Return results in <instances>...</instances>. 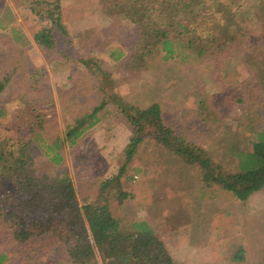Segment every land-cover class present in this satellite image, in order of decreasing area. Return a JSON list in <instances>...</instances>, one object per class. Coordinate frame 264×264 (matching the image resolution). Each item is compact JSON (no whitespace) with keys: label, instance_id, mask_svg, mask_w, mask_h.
<instances>
[{"label":"trees","instance_id":"1","mask_svg":"<svg viewBox=\"0 0 264 264\" xmlns=\"http://www.w3.org/2000/svg\"><path fill=\"white\" fill-rule=\"evenodd\" d=\"M28 1L45 23L36 32L35 41L49 50L55 49L58 33L69 36L63 22L62 0ZM100 2L103 10L116 14L117 18L128 15L137 19L136 44L144 47H138L133 53L116 47L106 49L103 55L107 53L113 62L134 70L155 57L165 61L189 57L199 64H209L211 69L213 62L222 65L221 68L232 64L234 76L239 78L238 84L232 87L249 123L239 124L236 131L222 130L227 127L224 115L198 81L191 106L195 117L201 122L218 123L222 130L218 141L206 147L168 124L159 101L140 107L109 93L106 82L113 85L112 68L104 64L103 56L90 54L81 58V62L96 75L104 96L98 105L75 115L67 123L63 137L58 136L52 142L43 137L47 113L39 110L37 102L29 100L14 105L11 101L0 106V229L20 251L24 248L37 251L54 242L61 246L71 264H181L171 255L153 221L136 219L126 223L114 213L111 199L116 197L122 201L128 197L122 190V178L143 145L152 142L197 166L206 186L221 187L242 202L264 190V117L260 121L264 115V36L248 42L249 34L239 22L235 33L231 23L240 12L242 17L246 13L257 17L264 25V0ZM0 26L8 29L4 20H0ZM9 30L18 32L14 27ZM13 36L15 41L21 39V35ZM244 37L246 48L237 53L234 49ZM240 68L244 73L238 76ZM218 70L216 66L209 72L223 77V69ZM37 76L38 73L33 74L35 80ZM11 81L12 75L4 74L0 79V93ZM109 102L115 103L131 125L125 161L113 173L109 184L103 182L98 198L81 205L71 176L60 167L65 160L63 144L75 145L88 128L99 122V114ZM5 121L11 122L10 129L17 135H3L9 132L3 128ZM16 253L13 256L12 251L0 252V264L21 263L30 258L29 254ZM232 259V264H248L243 245ZM256 264H264V251Z\"/></svg>","mask_w":264,"mask_h":264},{"label":"rangeland","instance_id":"2","mask_svg":"<svg viewBox=\"0 0 264 264\" xmlns=\"http://www.w3.org/2000/svg\"><path fill=\"white\" fill-rule=\"evenodd\" d=\"M100 1L62 0L63 22L69 36L58 33L56 48L49 50L35 41L36 32L45 23L30 2L0 0V20L8 25V29L0 26V79L6 73L12 75L11 83L0 93V106L11 101L14 105L37 102L39 110L47 113L43 137L48 142L63 137L67 123L75 115L103 99L98 78L81 62V58L94 54L103 56L104 64L112 68L113 85L106 82L109 93L140 107L159 101L168 124L206 147L218 141L223 129L236 131L249 123L232 87L239 79L234 76L232 64L221 68L213 62L211 69L209 64H199L189 57L169 61L155 57L134 70L113 62L107 53L103 55L106 49L116 47L131 53L144 47L136 44L137 19L128 15L117 18L103 10ZM232 22L234 33L239 24L247 31L248 42L264 36V25L251 14L242 17L238 12ZM12 27L18 32L10 31ZM13 34L21 35V39L15 41ZM246 39L234 51L242 53ZM216 66L220 69L217 72L223 69V77L209 72ZM240 72L244 73L241 68ZM198 81L224 115L227 127L222 130L218 123L201 122L195 117L191 106ZM99 116V122L88 128L75 145L65 142L62 148L65 160L60 167L71 176L81 205L97 199L103 182L109 184L113 173L123 165L124 150L132 135L131 125L115 103L109 102ZM5 127L9 132L3 135H17L10 129V121H5ZM122 186L128 197L122 201L112 197L114 213L126 223L136 219L153 221L171 255L181 264H232V256L241 245L246 249L248 264H256L264 251V190L242 202L221 187L206 186L197 166L154 142L140 149L122 178ZM2 251H12L13 256L16 252L30 255L12 264H71L54 242L37 251H20L0 229Z\"/></svg>","mask_w":264,"mask_h":264}]
</instances>
